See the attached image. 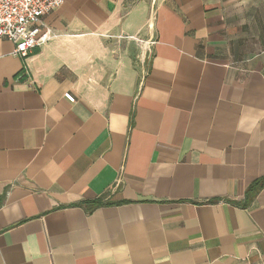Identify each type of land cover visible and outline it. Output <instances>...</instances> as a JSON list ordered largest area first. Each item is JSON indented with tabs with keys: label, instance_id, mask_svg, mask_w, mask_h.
Instances as JSON below:
<instances>
[{
	"label": "crops",
	"instance_id": "obj_1",
	"mask_svg": "<svg viewBox=\"0 0 264 264\" xmlns=\"http://www.w3.org/2000/svg\"><path fill=\"white\" fill-rule=\"evenodd\" d=\"M42 22L0 39V264H264V0Z\"/></svg>",
	"mask_w": 264,
	"mask_h": 264
},
{
	"label": "built area",
	"instance_id": "obj_2",
	"mask_svg": "<svg viewBox=\"0 0 264 264\" xmlns=\"http://www.w3.org/2000/svg\"><path fill=\"white\" fill-rule=\"evenodd\" d=\"M66 0H0V39L11 43L12 54L23 59L36 47L49 42L52 37L42 19L63 5ZM64 98L74 103V97Z\"/></svg>",
	"mask_w": 264,
	"mask_h": 264
},
{
	"label": "trees",
	"instance_id": "obj_3",
	"mask_svg": "<svg viewBox=\"0 0 264 264\" xmlns=\"http://www.w3.org/2000/svg\"><path fill=\"white\" fill-rule=\"evenodd\" d=\"M258 183V182H257ZM258 184H261V186L264 184V179H262ZM256 185V184H255ZM252 189V188H251Z\"/></svg>",
	"mask_w": 264,
	"mask_h": 264
}]
</instances>
